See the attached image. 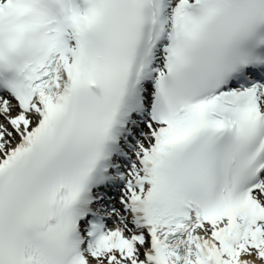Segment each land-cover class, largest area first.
Returning <instances> with one entry per match:
<instances>
[{
    "label": "snow or ice",
    "instance_id": "obj_1",
    "mask_svg": "<svg viewBox=\"0 0 264 264\" xmlns=\"http://www.w3.org/2000/svg\"><path fill=\"white\" fill-rule=\"evenodd\" d=\"M0 264H264V0H0Z\"/></svg>",
    "mask_w": 264,
    "mask_h": 264
}]
</instances>
